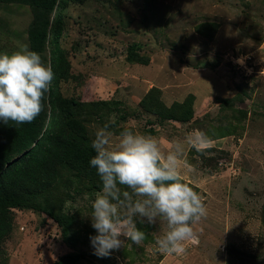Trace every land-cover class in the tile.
<instances>
[{
  "label": "rangeland",
  "instance_id": "obj_1",
  "mask_svg": "<svg viewBox=\"0 0 264 264\" xmlns=\"http://www.w3.org/2000/svg\"><path fill=\"white\" fill-rule=\"evenodd\" d=\"M30 20L29 6L0 3V53L28 45ZM50 20L70 64L60 97L79 107L94 102L75 111L81 143L93 149L105 123L114 142L127 127L165 150L204 131L211 144L202 151L185 144L181 172L206 215L183 255L157 251L166 224L137 220L146 233L141 246L127 241L97 257L88 215L102 181L91 166L73 168L84 158H71L36 199L39 208L11 210L0 264H264V0H61ZM130 46L136 50L127 57ZM39 55L49 66L48 47ZM184 99L191 112L174 106ZM69 252L82 257L60 258Z\"/></svg>",
  "mask_w": 264,
  "mask_h": 264
},
{
  "label": "clouds",
  "instance_id": "obj_2",
  "mask_svg": "<svg viewBox=\"0 0 264 264\" xmlns=\"http://www.w3.org/2000/svg\"><path fill=\"white\" fill-rule=\"evenodd\" d=\"M236 63L243 65L244 57ZM54 72L29 49L0 53V121L31 123L44 110L45 94L50 92ZM105 123L95 132L90 166L102 181L92 201L90 237L93 254L104 258L125 242L141 246L146 233L140 224H166V232L156 240L157 251L177 256L186 253V243L195 238L193 225L206 215L205 203L182 180L181 157L184 145L202 151L211 144L199 129L188 132L184 141H174L167 150L154 136L124 128L115 136ZM188 171L192 167L185 163ZM123 238V239H122Z\"/></svg>",
  "mask_w": 264,
  "mask_h": 264
},
{
  "label": "trees",
  "instance_id": "obj_3",
  "mask_svg": "<svg viewBox=\"0 0 264 264\" xmlns=\"http://www.w3.org/2000/svg\"><path fill=\"white\" fill-rule=\"evenodd\" d=\"M65 1L81 4L85 0ZM60 2L61 0H0V3L30 7L31 20L26 31L28 47L38 54L48 47L49 66L54 72L51 90L45 94L43 101L44 110L33 122L16 124L9 121L5 124L0 121V246L11 231L13 208H39L41 203L36 199L57 183L64 163H70L71 158L82 157V164L73 162V168H91L89 161L96 154L94 149H88L81 143L79 134L83 136L85 129L75 116L77 109L94 105V102L79 107L81 104L73 103L71 98L60 97L56 89L59 81L67 80L71 74L70 64L59 44V29L50 20V14ZM198 30L203 32L200 28ZM134 50L136 49L130 46L127 57ZM174 106L188 112L192 110L188 99L175 102ZM80 257L82 254L72 252L60 256L61 259L70 261Z\"/></svg>",
  "mask_w": 264,
  "mask_h": 264
}]
</instances>
